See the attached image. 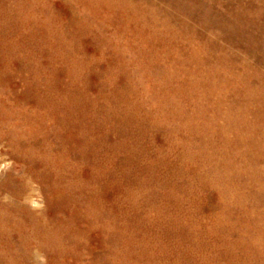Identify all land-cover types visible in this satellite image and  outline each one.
Wrapping results in <instances>:
<instances>
[{
    "label": "rangeland",
    "instance_id": "obj_1",
    "mask_svg": "<svg viewBox=\"0 0 264 264\" xmlns=\"http://www.w3.org/2000/svg\"><path fill=\"white\" fill-rule=\"evenodd\" d=\"M0 103V264H264V0H0Z\"/></svg>",
    "mask_w": 264,
    "mask_h": 264
},
{
    "label": "bare ground",
    "instance_id": "obj_2",
    "mask_svg": "<svg viewBox=\"0 0 264 264\" xmlns=\"http://www.w3.org/2000/svg\"><path fill=\"white\" fill-rule=\"evenodd\" d=\"M79 1H80V0H79ZM91 1H92V0H91ZM114 1H115V0H114ZM81 2H82V1H81ZM78 3H80V2H78ZM83 3H85V1H84ZM89 3H90V0H89ZM134 3H135V1H134ZM129 4H130V3H129ZM96 5H97V4H96ZM106 5H107V4H106ZM132 5H133V4H132ZM132 5H131V6H132ZM98 6H99V5H98ZM96 8H98V7H96ZM115 8H117V7H115ZM118 9H119V8H118ZM133 9H134V8H133ZM94 10H95V8H94ZM132 11H134V10H132ZM93 12H94V11H93ZM130 12H131V11H130ZM139 12H140V11H139ZM132 13H133V12H132ZM134 13H135V12H134ZM141 13H142V12H141ZM20 14L23 15V13H20ZM50 14H51V13H50ZM24 15H25V13H24ZM51 15H52V14H51ZM89 15H90V14H89ZM137 15H139V14H137ZM113 16H115V15H113ZM95 17H97V16H95ZM50 18H52V17H50ZM56 18H57V17H56ZM53 19H55L54 16H53ZM15 20H16V19H15ZM141 21H142V20H141ZM24 22H25V21H24ZM82 22H83V21H82ZM15 23H16V22H15ZM27 23H28V22H27ZM74 23H75V21H74ZM83 23H84V22H83ZM144 23H146V21H145ZM149 23H150V22H149ZM78 24H81V21H80V23H78ZM86 24H87V27H88V24H89V23H86ZM86 24H84V25H86ZM105 24H106V23H105ZM130 24H131V23H130ZM130 24H129V25H130ZM142 24H143V23H140V25H142ZM22 25H23V24H22ZM25 25H26V24H25ZM75 25H76V24H75ZM84 25H83V26H84ZM154 25H155V23H154ZM157 25H158V24H157ZM161 25H162V24H160V25H158V26L161 27ZM18 26H19V25H18ZM77 26H78V25H77ZM80 26H81V25H80ZM151 26H152V25H151ZM158 26H157V27H158ZM20 27H21V26H20ZM28 27H29V26H28ZM81 27H82V26H81ZM84 27H85V26H84ZM142 27H146V26H144V24H143ZM152 27H153V26H152ZM152 27H151V29H152ZM160 27H159V28H160ZM39 28H40V26H39ZM70 28H72V27H70ZM78 28H79V27H78ZM82 28H83V27H82ZM85 28H86V27H85ZM155 28H156V27H155ZM42 29H43V28H42ZM83 29H84V28H83ZM86 29H88V28H86ZM40 30H41V29H40ZM74 30H75V29H74ZM79 30H80V29H79ZM160 30H161V29H160ZM162 30H163V29H162ZM38 31H39V29H38ZM38 31H37V32H38ZM44 31H45V30H44ZM44 31H43V32H44ZM80 31H81V30H80ZM85 31H87V30H85ZM39 32H40V31H39ZM76 32H77V31H76ZM32 34H33V33H32ZM32 34H31V35H32ZM37 34H38V33H37ZM39 34H40V33H39ZM39 34H38V35H39ZM44 34H46V32H44ZM160 34H161V33H160ZM32 36H33V35H32ZM22 38H23V37H22ZM22 38H21V40H22ZM25 38H26V37H25ZM33 38H34V37H33ZM109 38H110V37H109ZM38 39H39V38H38ZM59 39H60V38H59ZM152 39H153V38H152ZM109 40H110V39H109ZM133 40H134V38H133ZM14 41H15V40H14ZM58 41H59V40H58ZM58 41H57V42H58ZM15 42H16V41H15ZM44 42H45V41H44ZM105 42H108V41H105ZM28 43H29V42H28ZM46 43H47V42H46ZM66 43H68V42H66ZM109 43H110V42H109ZM109 43H107V44H109ZM58 44H59V43H58ZM64 44H65V43H64ZM135 44H136V43H135ZM174 44H175V43H174ZM46 45H47V44H46ZM62 45H63V44H62ZM164 45H165V44H164ZM24 46H27V45H24ZM112 46H113V45H112ZM112 46H111V44H110V47H112ZM125 46H126V45H125ZM132 46H133V44H132ZM55 47H56V46H55ZM62 47H63V46H62ZM173 47H174V46H173ZM112 48H114V47H112ZM176 48H177V47H176ZM177 50H178V49H177ZM195 50H196V49H195ZM193 51H194V50H193ZM200 52H201V51H200ZM70 53H71V52H70ZM70 53H69V54H70ZM165 53H167V52H165ZM181 53H183V52H181ZM198 54H199V53H198ZM202 54H203V52H202ZM204 54H206V53H204ZM62 55L65 57L66 54H62ZM71 55H72V54H71ZM73 55H75V54H73ZM206 55H207V54H206ZM66 56H68V55H66ZM189 56H190V55H189ZM198 56L201 57V55H198ZM71 57H72V56H71ZM75 57H76V56H75ZM206 57H207V56H206ZM77 58H78V57H77ZM204 58H205V57H204ZM62 59H63V58H62ZM72 59L75 60V61L77 60V59H74V56H73ZM190 59H191V58H190ZM202 59H203V58H202ZM207 59H210V58L208 57ZM215 59H216V58H215ZM66 60H67V59H66ZM79 60H80V59H79ZM187 60H188V59H187ZM200 60H201V59H200ZM213 60H214V58H213ZM213 60H211V61H212V64H213ZM205 61H206V59H205ZM215 61H217V60H215ZM65 62H66V61H65ZM76 62H77V61H76ZM81 62H82V61H80L79 63H81ZM195 62H196V61H195ZM207 62H208V60H207ZM209 62H210V61H209ZM198 63H199V62H198ZM201 63H202V62H201ZM216 63H218V61H217ZM216 63H214V64H216ZM76 64H77V63H76ZM88 64H89V63H88ZM156 64H157V63H156ZM172 64H173V63H172ZM209 64H210V63H209ZM212 64H210V65H212ZM157 65H159V64H157ZM204 65H206V63H205ZM204 65H203V66H204ZM216 65H217V64H216ZM203 66H202V67H203ZM206 67H208V66L206 65ZM206 67H205V68H206ZM209 67H210V66H209ZM71 68H72V67H71ZM139 68H140V66H139ZM211 68H212V66H211ZM135 69L137 70V67H136ZM157 69H158V68H157ZM207 69H209V68H207ZM212 69H213V68H212ZM216 69H217V68H216V66L214 65V70H216ZM174 71H175V70H174ZM208 71H209V70H208ZM218 71H219V68H218ZM141 72H143V71H141ZM141 72H140V73H141ZM165 72H166V71H164V73H165ZM167 72H168V70H167ZM148 73H149V72H148ZM150 73H151V71H150ZM150 73H149V74H150ZM160 73H161V72H160ZM160 73H159V74H160ZM149 74H148V76H150ZM173 74H174V72H173ZM140 75H142V74H140ZM210 75L212 76V72H211ZM215 75H216V74H215ZM220 75H221V74H220ZM220 75H219V78H218V77H217V78H218V79H221V78H222V81H223V79L225 78V77L223 78V75H224V74L222 73V77H221ZM229 76H230V75H229ZM229 76H228V77H229ZM239 76H241V75H239ZM175 77H176V75H175ZM220 77H221V78H220ZM233 77H234V76H233ZM205 78H206V77H205ZM208 78H209V77H208ZM226 78H227V77H226ZM229 78H231V77H229ZM172 79H173V78H172ZM213 79H215V78H213ZM213 79H211V80H213ZM215 80H216V79H215ZM226 80H227V79H226ZM226 80H224V81H226ZM161 81H162V80H161ZM252 81H253V80H252ZM212 82H213V81H212ZM212 82H210V83H212ZM217 82H218V81H217ZM217 82H215V84H216ZM228 82H229V79H228ZM228 82H227V81H226V83L224 82V83H225L224 85L228 84ZM230 82H231V81H230ZM243 83H244V82H243ZM177 84H178V83H177ZM245 84H246V83H245ZM252 84H253V82H252ZM30 85H31V84H30ZM235 85H236V84H235ZM27 86H28V85H27ZM68 86H69V85H68ZM68 86H67V87H68ZM226 86H227V85H226ZM237 86H238V85H237ZM240 86H241V85H240ZM240 86H238V87H240ZM247 86H248V85H247ZM175 87H176V86H175ZM228 87H229V86H228ZM238 87H237V89H238ZM25 88H27V87H25ZM35 88H36V87H35ZM47 88H48V87H47ZM229 88H231V87H229ZM241 88H242V86H241ZM248 88H249V87H248ZM36 89H37V88H36ZM231 89H232V88H231ZM233 89H234V88H233ZM235 89H236V88H235ZM242 89H243V88H242ZM39 90H41V89H39ZM238 90H239V89H238ZM240 90H241V89H240ZM246 90H247V89H246ZM68 91H69V90H68ZM73 91H74V90H73ZM235 91H237V90H235ZM45 92H46V91H45ZM75 92H76V91H75ZM77 92H78V91H77ZM156 92H157V91H156ZM156 92H154V93H156ZM249 92H250V91H249ZM42 93H43V91H42ZM72 93H73V92H72ZM72 93H70V96L72 95ZM246 93H247V92H246ZM40 94H41V93H40ZM179 94H180V93H179ZM242 94H243V91H242ZM181 95H182V94H181ZM190 95H193V94H190ZM51 96H52V95H51ZM65 96H66V95H65ZM72 96H73V95H72ZM72 96H71V97H72ZM243 96H244V95H243ZM59 97H60V96H59ZM161 97H162V96H161ZM188 97H189V96H188ZM52 98H53V97H52ZM69 98H70V97H69ZM196 98H197V97H196ZM204 98H205V97H204ZM54 99H56V97H55ZM74 99H75V98H74ZM170 99H171V97H170ZM66 100L68 101V99H66ZM71 100H72V99H71ZM71 100L69 99V101H71ZM173 100H174V99H173ZM180 100H181V99H180ZM204 100H205V99H204ZM50 101H51V99H50ZM72 101L74 102L75 100H72ZM72 101H71V105H72ZM190 101H191V99H190ZM48 102H49V100H48ZM53 102H54V101H53ZM57 102H58V101H57ZM182 102H183V101H182ZM222 102H223V101H222ZM247 102H248V101H247ZM44 103H45V102H44ZM50 103H51V102H50ZM54 103H55V102H54ZM59 103H60V102H58L59 107H60V105L63 106V104H61V103L59 104ZM235 103H236V102H235ZM69 104H70V103H69ZM69 104H65V105H68V107H69ZM75 104H77V103L75 102ZM75 104H73V105H75ZM179 104H180V103H179ZM179 104H177V105L179 106ZM222 104H223V103H222ZM236 104H237V103H236ZM239 104H240V102H239ZM0 105H1V103H0ZM2 105H3V103H2ZM154 105H155V104H154ZM196 105H197V104H196ZM242 105H243V104H242ZM242 105H241V106H242ZM3 106H4V105H3ZM75 106H76V105H75ZM194 106H195V104H194ZM221 106H222V105H221ZM232 106H234V105H232ZM224 107H225V106H224ZM234 107H235V106H234ZM238 107H239V106H238ZM8 108H10V107H7L6 109H8ZM61 108H62V107H61ZM63 108H64V106H63ZM71 108H72V107H71ZM75 108H76V107H74V109H75ZM76 109H77V108H76ZM78 109H79V108H78ZM138 109H139V107H138ZM240 109H241V108H240ZM8 110H9V109H8ZM180 110H182V109H180ZM229 110H230V109H229ZM229 110H228V111H229ZM10 111H11V110H10ZM10 111H9V112H10ZM41 111H42V110H41ZM72 111H73V110H72ZM73 112H74V111H73ZM219 113H222V112L219 111ZM227 113H228V112H227ZM227 113H226V115H227ZM48 114H49V113H48ZM48 114H47V115H48ZM54 114H56V113H54ZM73 114H74V113H73ZM73 114H72V115H73ZM191 114H192V113H191ZM199 114H202V113H199ZM228 114H229V113H228ZM41 115H42V114H41ZM41 115H40V116H41ZM196 115H197V113H196ZM219 115H220V114H219ZM231 115H232V114H231ZM40 116H39V117H40ZM50 116H51V115H50ZM80 116H81V115H80ZM176 116H177V115H176ZM198 116H199V115H198ZM228 116H230V115H228ZM177 117H178V116H177ZM200 117H201V116H200ZM217 117H218V116H217ZM222 117H224V116L222 115ZM35 118H36V117H35ZM35 118H34V119H35ZM37 118H38V116H37ZM40 118H41V117H40ZM75 118L78 119V117H74V119H75ZM198 118H199V117H198ZM230 118H231V117H230ZM230 118L228 117V119H230ZM42 119H44V118L42 117ZM77 119H76V120H77ZM81 119H82V118H81ZM211 119H212V118H211ZM214 119H215V117H214ZM214 119H213V120H214ZM225 119H226V118H225ZM35 120H36V119H35ZM39 120H41V119H39ZM71 120H72V119H71ZM184 120L186 121V119H184ZM251 120H252V119H251ZM56 121H57V120H56ZM63 121H65V120H63ZM77 121H78V120H77ZM237 121H238V120H237ZM237 121H236L235 123H237ZM239 121H241V118H240ZM58 122H59V121H58ZM68 122H69V121H68ZM73 122H74V120H73ZM174 122H175V121H174ZM177 122H178V121H177ZM177 122H176V124H177ZM222 122H223V121H222ZM253 122H254V121H253ZM253 122H252V123H253ZM36 123H37V122H36ZM59 123H60V122H59ZM59 123H57V124H59ZM69 123H70V122H69ZM181 123L183 124V122H181ZM184 123H185V122H184ZM206 123H207V122H206ZM206 123H205V124H206ZM209 123H210V122H209ZM239 123H241V122H239ZM245 123H246V122H245ZM73 124H75V122H74ZM182 124H181V125H182ZM192 124H193V123H192ZM202 124H203V122H202ZM213 124H215V123H213ZM216 124H217V122H216ZM221 124H222V123H221ZM237 124H238V123H237ZM242 124H243V123H242ZM246 124H247V123H246ZM35 125H36V124H35ZM60 125H61V123H60ZM76 125H77V124H76ZM76 125H74V126L76 127ZM243 125H245V124H243ZM184 126H185V128H186V125H184ZM207 126H208V125H207ZM245 126H246V125H245ZM53 127H54V125H53ZM78 127H79V125H78ZM187 127H188V126H187ZM203 127H204V126L202 125V128H203ZM205 127H206V126H205ZM222 127H223V126H222ZM73 128H74V127H73ZM83 128H84V127H83ZM185 128H184V129H185ZM189 128H190V127H189ZM207 128H208V127H207ZM212 128H213V127H212ZM216 128H217V127H216ZM223 128H224V127H223ZM50 129H51V128H50ZM55 129H56V128H55ZM79 129H80V128H79ZM182 129H183V128H182ZM184 129H183V130H184ZM204 129H205V128H204ZM210 129H211V128H210ZM225 129H226V128H225ZM76 130H77V129H75V131H76ZM80 130H81V129H80ZM185 130H187V129H185ZM190 130H191V129H190ZM190 130H189V131H190ZM206 130H207V129H206ZM222 130H223V129H222ZM48 131H49V130H48ZM50 131H51V130H50ZM50 131H49V132H50ZM207 131H208V130H207ZM207 131H206L205 133H207ZM226 131H227V130H226ZM210 132H211V131H210ZM229 132H230V131H229ZM229 132H228V133H229ZM50 133H51V132H50ZM58 133H59V132H58ZM80 133H81V131H80ZM185 133H186V132H185ZM190 133H191V132H190ZM212 133H213V132H212ZM55 134H56V133H55ZM55 134H54V135H55ZM210 134H211V133H209V135H210ZM224 134H225V130H224ZM263 134H264V133H263ZM56 135H57V134H56ZM180 135H181V134H180ZM212 135H213V134H212ZM225 135H226V134H225ZM226 136H229V135H226ZM234 136H235V135H234ZM239 136H240V135H239ZM58 137H59V136H58ZM197 137H198V136H197ZM199 137H200V139H201V136H200V135H199ZM221 137H222V136H221ZM221 137H220V140L222 139ZM202 138H203V140H205L204 137H202ZM225 138H226L227 141L229 142V139H230L231 137H228L229 139H228L227 137H225ZM236 138H237V136H236ZM241 138H242V137H241ZM243 138H244V137H243ZM243 138H242V139H243ZM245 138H246V137H245ZM46 139H47V137H46ZM79 139H80V138H79ZM212 139H214V138H212ZM67 140H68V139H67ZM81 140H82V139H81ZM84 140H85V139H84ZM86 140H87V138H86ZM201 140H202V139H201ZM42 141H43V139H42ZM227 141L222 140V143L225 142V144H226ZM240 141H241V140H240L239 137H238V141H237V142H239V143H236V141H235L234 143H236L237 146L239 145V146H242V147H243V145H244L243 143L246 141V139H245V141H243V143H242L243 145H240V143H241ZM45 142H46V141H45ZM64 142H65V140H64ZM80 142H81V141H80ZM48 143H49V142H48ZM70 143H71V142H70ZM72 143H73V142H72ZM72 143H71V144H72ZM81 143H84V142L82 141ZM86 143H87V142H86ZM86 143H85V145H86ZM197 143H198V142H197ZM214 143L217 144V142H214ZM234 143H232V144L235 145ZM245 143L248 144L247 142H245ZM71 144H70V145H71ZM258 144H259V143H258ZM46 145H47V144H46ZM74 145H75V144H74ZM80 145H81V144H80ZM80 145H79V146L77 145V147H80ZM89 145H91V144H89ZM233 145H232V146H233ZM248 145H251V146H252V144H248ZM248 145H247V146H248ZM81 146H82V145H81ZM185 146L187 147V145H185ZM188 146H190V145L188 144ZM216 146H218V145H216ZM227 146H228V144L226 145V147H227ZM244 146L247 147L246 145H244ZM251 146H248L249 149L252 148ZM258 146H259V145H258ZM68 147L70 148L69 145H68ZM194 147H195V146H194ZM201 147H202V146H201ZM204 147H205V144H204ZM250 147H251V148H250ZM180 148H181V147H180ZM182 148H183V147H182ZM233 148H234V147H233ZM183 149H184V148H183ZM183 149H181V150L183 151ZM194 149H195V148H194ZM203 149H204V148H203ZM238 149H239V148H238ZM242 149H243V148H242ZM252 149H254V148H252ZM252 149H251V150H252ZM81 150H82V149H81ZM181 150H180V151H181ZM189 150H190V149H189ZM227 150H229V149L227 148ZM105 151H106V150H105ZM137 151H138V150H137ZM180 151H179V153H180ZM206 151H207V150H206ZM230 151H231V150H230ZM235 151H236V149H235ZM239 151H240V150H239ZM74 152H75V151H74ZM84 152H85V150H84ZM106 152H107V151H106ZM173 152H174V151H173ZM185 152H186V151H184L183 153H185ZM227 152H228V151H227ZM250 152H252V151L249 150V153H250ZM254 152H255V149H254ZM256 152H257V151H256ZM82 153H83V152H82ZM136 153H137V152H136ZM179 153H178V155H179ZM187 153H188V151H187ZM197 153H198V151H197ZM210 153H211V152H209V154H210ZM240 153H241V151H240ZM83 154H86V153H83ZM83 154H81V156H82ZM96 154H97V153H96ZM98 154H100V152H98ZM98 154H97V155H98ZM107 154H109V153H107ZM111 154H113V151L111 152ZM139 154H140V153H139ZM151 154H152V153H151ZM151 154H150V156H151ZM188 154H190V153H188ZM192 154H193V152H192ZM198 154H199V153H198ZM90 155H92V154H90ZM101 155H102V153H101ZM113 155H114V154H113ZM141 155H142V154H141ZM154 155H155V153H154ZM157 155H158V154H157ZM157 155H155V156H157ZM160 155H161V154H160ZM228 155H230V154H228ZM228 155H227V156H228ZM92 156H93V155H92ZM106 156H107V155H106ZM111 156H112V155H111ZM114 156H115V155H114ZM150 156H149V157H150ZM155 156H154V157H155ZM176 156H177V155H176ZM180 156H181V154H180ZM187 156L190 157V155H187ZM224 156H225V155H224ZM227 156H226V158H227ZM232 156H233V155H232ZM232 156L230 155V157H232ZM236 156H237V154H236ZM236 156H235V157H236ZM253 156H254V155H253ZM84 157H85V156H84ZM147 157H148V156H147ZM152 157H153V156H152ZM157 157H158V156H157ZM157 157H155V158H157ZM160 157H162V156H160ZM178 157H179V156H178ZM178 157H177V158H178ZM183 157H185V156H183ZM191 157H192V156H191ZM198 157H199V156H198ZM221 157H222V156H221ZM235 157L233 156V158H235ZM238 157H239V156H238ZM240 157H241V156H240ZM92 158H94V156H93ZM103 158H105V157H103ZM110 158L112 159V157H110ZM140 158H141V157H140ZM179 158H180V157H179ZM186 158H187V157H186ZM202 158H203V156H202ZM210 158H211V157H210ZM228 158H229V156H228ZM86 159H87V158H86ZM86 159H85L84 161H86ZM88 159H89V157H88ZM107 159H108V158H107ZM152 159H153V158H150V160H152ZM159 159H160V158H159ZM161 159H163V158H161ZM198 159H199V158H198ZM219 159H220V158H219ZM237 159L240 160V158H237ZM244 159H247V160H248V158H245V156H244L243 160H244ZM92 160H93V159H92ZM98 160H99V159H98ZM109 160H110V159H109ZM109 160H108L109 164L111 163L110 161L115 162V161H113V159L110 160V161H109ZM115 160H116V159H115ZM177 160H180V159H177ZM199 160H200V159H199ZM206 160H207V159H206ZM211 160H212V159H211ZM225 160H226V162H227V159H225ZM231 160H232V159H231ZM231 160H230V161H231ZM235 160H236V158H235ZM239 160H236V161L239 162ZM153 161H155V160H153ZM159 161H161V160H159ZM159 161H158V162H159ZM189 161H190V159H189ZM189 161H188V162H189ZM195 161H196V160H195ZM218 161H219V160H218ZM214 162H215V161H214ZM226 162H225V163H226ZM63 163H65V162H63ZM69 163H70V162H69ZM69 163H68V164H69ZM116 163H117V162H116ZM143 163H144V162H143ZM152 163H153V162H152ZM192 163H193V162H192ZM197 163H198V161H197ZM216 163H217V162H216ZM245 163H246V162H245ZM251 163H252V162H251ZM157 164H158V163H157ZM157 164H155V165H157ZM162 164H163V163H162ZM185 164H186V163H185ZM187 164H188V163H187ZM198 164H199V163H198ZM198 164H197V167H198V169H199ZM200 164H201V163H200ZM214 164H215V163H214ZM235 164H236V163H235ZM239 164H240V163H239ZM242 164H243V162H242ZM66 165H67V164H66ZM111 165H112V164H111ZM142 165H143V164H142ZM144 165H145V164H144ZM155 165H152L151 167H153V166H155ZM158 165H160V164H158ZM164 165H165V164H164ZM190 165H191V163H190ZM209 165H210V162H209ZM217 165H218V164H217ZM227 165H228V163H227ZM232 165H233V164H232ZM240 165H241V164H240ZM249 165H250V163H249ZM249 165L246 164V169H247V167H248ZM71 166H72V165H71ZM71 166H69V167H71ZM139 166H140V165H139ZM201 166H202V165H201ZM223 166H224V165H223ZM244 166H245V164H244ZM73 167H74V166H73ZM111 167H112V166H111ZM111 167H110V169H108L109 171L112 170ZM147 167H148V166H147ZM151 167H150V169H152ZM157 167H158V166H157ZM163 167H164V166H163ZM186 167H188V166H186ZM204 167H205V166H204ZM215 167H216V166H215ZM215 167H213V168L215 169ZM218 167H219V166H218ZM224 167H225V166H224ZM228 167H229V166H228ZM235 167H236V166H235ZM238 167H240V166H238ZM241 167H242V165H241ZM259 167H260V166H259ZM259 167H258V169H259ZM45 168H46V167H45ZM64 168L66 169V167H64ZM140 168H141V167H140ZM188 168H189V167H188ZM202 168H203V167H201V169H202ZM211 168H212V167H211ZM216 168H217V167H216ZM47 169H49V168H47ZM58 169H61V168H58ZM101 169H102V168H101ZM115 169H116V168H115ZM153 169H154V168H153ZM226 169H229V168H226ZM246 169H245V170H246ZM255 169L257 170V168H255ZM49 170H50V169H49ZM49 170H45V172L47 173V171H49ZM188 170H189V169H188ZM210 170H211V169H209V171H210ZM212 170H213V169H212ZM239 170H240V169H238V172H239ZM64 171H65V170H64ZM109 171H108V173H109ZM145 171H146V170H145ZM147 171H148V170H147ZM154 171H155V170H154ZM157 171H158V170H157ZM157 171H156V173H155L154 176H156V174L158 173ZM166 171H167V170H166ZM184 171H186V170H184ZM184 171H181L180 174L183 173ZM260 171H261V170H260ZM42 172H43V171H41V173H42ZM65 172H67V171H65ZM65 172H64V173H65ZM103 172H104V170H103ZM202 172H203V171H202ZM204 172H205V171H204ZM206 172H207V170H206ZM206 172H205V173H206ZM236 172H237V171H236ZM46 173H45V177H47V175H48V173H47V175H46ZM111 173H112V172H111ZM113 173H114V170H113ZM113 173H112V174H113ZM115 173L117 174L116 171H115ZM137 173H138V172H137ZM167 173H168V172H167ZM198 173H199V170H198ZM210 173H212V172H210ZM216 173H217V172H216ZM239 173H240V172H239ZM262 173H263V172H262ZM39 174H40V173H39ZM42 174H44V172H43ZM49 174H50V173H49ZM94 174H95V173H94ZM109 174H110V173H109ZM129 174H130V173H128V177H129ZM134 174H136V172H135ZM187 174H188V173H187ZM242 174H243V173H242ZM242 174H241V175H242ZM98 175H99V174H98ZM98 175H96V176L98 177ZM107 175H108V174H107ZM118 175H119V174H118ZM159 175H161V174H159ZM159 175H158V176H159ZM163 175H164V174L161 175L162 178H164V176L167 175V174H165L164 176H163ZM182 175H183V174H182ZM191 175H192V174H191ZM205 175H207V173H206ZM211 175H212V174H211ZM239 175H240V174H239ZM257 175H258V173L255 174V176H257ZM40 176H41V174H40ZM73 176H74V175H73ZM105 176H106V175H105ZM110 176H112V175L110 174ZM116 176H117V175H116ZM120 176H121V175H120ZM161 176H160V178H161ZM36 177H37V176H36ZM41 177H42V176H41ZM45 177H43V178H45ZM83 177H84V176H83ZM112 177H113V176H112ZM149 177H150V176H149ZM149 177H148V178H149ZM151 177H152L151 179L153 180L154 177H153V176H151ZM169 177H170V176H169ZM184 177H185V176H184ZM184 177H183L182 179H184ZM186 177H187V175H186ZM188 177H189V176H188ZM190 177H191V176H190ZM38 178H40V177H38ZM117 178H118V176H117ZM131 178H132V177H131ZM162 178H161V179H162ZM193 178L195 179V176H194ZM52 179H53V178H52ZM86 179H87V178H86ZM111 179H112V178H111ZM118 179H119V178H118ZM122 179H123V178H122ZM166 179H167V178H166ZM189 179H191V178H188V180H189ZM238 179H239V178H238ZM240 179H241V178H240ZM240 179H239V180H240ZM252 179H254V178H252ZM44 180H45V179H44ZM46 180H47V178H46ZM87 180H88V179H87ZM129 180H130V178H129ZM134 180H135V179H133V181H134ZM154 180H155V179H154ZM156 180H157V179H156ZM159 180H160V179H159ZM169 180H170V178L168 179V181H169ZM186 180H187V179H186ZM212 180H213V179H212ZM189 181H190V180H189ZM189 181H188V182H189ZM191 181H192V180H191ZM244 181H245V180H244ZM54 182H55V181H54ZM113 182H114V179H113ZM115 182H116V181H115ZM131 182H132V181H131ZM157 182H159V181H157ZM165 182H166V181H165ZM198 182H199V181H198ZM201 182H202V181H201ZM240 182H241V184H242L243 181H240ZM250 182H251V181H250ZM257 182H259V181H257ZM50 183H51V182H50ZM162 183H163V182H162ZM195 183H196V182H195ZM79 184H80V183H79ZM119 184H120V183H119ZM197 184H198V183H197ZM197 184H196V185H197ZM52 185H53V184H52ZM58 185H59V184H58ZM81 185H82V184H81ZM109 185H110V184H109ZM190 185H191V183H190ZM203 185H204V184H203ZM206 185H207V184H206ZM239 185H240V184H239ZM245 185H246V184H245ZM76 186H77V185H76ZM119 186H120V185H119ZM121 186H123V185L121 184ZM198 186H200V185L198 184ZM214 186H215V183H214ZM248 186H249V185H248ZM250 186H251V185H250ZM261 186H263V185H261ZM189 187H190V186H189ZM243 187H244V186H243ZM64 188H65V187H64ZM124 188H127V187H124ZM199 188H202V186L199 187ZM220 188H221V187H220ZM185 189H186V188H185ZM224 189H225V188H224ZM75 190H76V189H75ZM125 190H126V189H125ZM189 190H190V189H189ZM202 190H204V189H202ZM202 190H201V192H202ZM239 190H240V189H239ZM70 191H71V190H70ZM122 191H124V190L122 189L121 192H122ZM184 191H186V190H184ZM224 191H225V190H224ZM237 191H238V190H237ZM248 191H249V190H248ZM82 192H83V191H82ZM94 192H95V191H94ZM121 192H120V193H121ZM191 192H192V191H191ZM250 192H252V191H250ZM255 192H256V191H255ZM57 193H58V192H57ZM131 193H132V190H131ZM189 193H190V192H189ZM242 193H243V192H242ZM244 193H245V192H244ZM248 193H249V192H248ZM223 194H224V193H223ZM252 194H253V193H252ZM260 194H261V193H260ZM183 195H185V194H183ZM118 196H120V195H118ZM188 196H189V195H188ZM188 196H187V199H188V198L190 199V197H188ZM221 196H222V195H221ZM223 196L225 197V194H224ZM223 196H222V197H223ZM257 196H258V195H257ZM60 197H61V195L59 196V198H60ZM62 197H63V196H62ZM64 197H65V195H64ZM73 197H74V196H73ZM116 197H117V196H116ZM180 197H181V196H180ZM222 197H221V198H222ZM250 197H252V196H251V193H250ZM55 198L58 199V197H55ZM89 198H91V197H89ZM124 198H125V196H124ZM175 198H176V197H175ZM82 199H83V198H82ZM114 199H115V198H114ZM121 199H122V198H121ZM180 199H181V198H180ZM189 199H188V200H189ZM191 199L193 200V198H191ZM222 199H223V198H222ZM246 199H247V198H246ZM248 199H249V198H248ZM257 199H258V198L256 197L255 200H257ZM59 200H60V199H59ZM72 200H73V199H72ZM83 200H86V197H85V199H83ZM83 200H82V201H83ZM129 200H130V199H128V201H129ZM177 200H178V199H177ZM194 200H195V199H194ZM56 201H57V200H56ZM86 201H87V200H86ZM99 201H100V200H99ZM249 201H251V200H249ZM258 201H259V200H258ZM174 202H175V201H174ZM188 202H190V200H189ZM188 202H187V203H188ZM251 202H252V201H251ZM64 203H65V201H64ZM67 203H68V202H67ZM84 203H85V202H84ZM89 203H90V201H89ZM89 203H87V206H88ZM91 203H92V202H91ZM180 203H181V202H180ZM246 203H247V202H246ZM249 203H250V202H249ZM60 204H61V203H60ZM65 204H66V203H65ZM80 204H81V203H80ZM114 204H118V202H117V203H114ZM114 204H113V205H114ZM122 204H123V203H122ZM122 204H121V205H122ZM124 204H126V203H124ZM131 204H132V203H131ZM168 204H169V203H168ZM261 204H262V203H261ZM85 205H86V203H85L83 206H85ZM89 205H90V204H89ZM103 205H104V204H103ZM133 205H134V204H133ZM182 205H183V204H182ZM219 205H221V206L223 207L222 203L219 204ZM101 206H102V205H101ZM114 206H115V205H114ZM126 206H127V205H126ZM188 206H189V205H188ZM188 206L185 205V207H188ZM221 206H220V207H221ZM88 207H89V206H88ZM171 207H172V205H171ZM181 207H182V206H181ZM222 207H221V208H222ZM125 208H126V207H125ZM125 208H124V209H125ZM176 208H177V206H176ZM183 208H184V207H183ZM96 209H98V207H97ZM106 209H107V208H106ZM111 209H112V207H111ZM124 209H122V210H124ZM126 209H127V208H126ZM130 209H131V208H130ZM179 209H180V207H179ZM82 210H83V209H82ZM104 210H105V209H104ZM112 210H113V209H112ZM112 210H110V211H112ZM186 210H187V209H186ZM188 210H189V209H188ZM108 211H109V210H108ZM117 211H118V210H117ZM119 211H120V210H119ZM164 211H165V210H164ZM169 211H170V210H169ZM80 212H81V211H80ZM80 212H78V213L81 214ZM91 212H92V210H91ZM96 212H97V210H96ZM139 212H140V211H139ZM222 212H223V211H222ZM252 212H253V211H252ZM93 213H95V212L93 211L92 214H93ZM112 213H113V212H112ZM116 213H117V212H116ZM173 213H174V212H173ZM191 213H193V208H192V212H191ZM103 214H104V213H103ZM103 214H102V215H103ZM142 214H143V213H142ZM85 215H86V214H85ZM109 215H111V214H109ZM113 215H114V214H113ZM139 215H140V214H139ZM139 215H137V216L139 217ZM187 215H188V214H187ZM8 216H9V215H8ZM77 216H78V215H77ZM92 216H93V215H92ZM131 216H132V215H131ZM133 216H134V214H133ZM137 216H136V217H137ZM144 216H145V214H144ZM148 216H149V215H148ZM165 216H166V215H165ZM188 216H189V215H188ZM39 217H40V216H39ZM86 217H88V216H86ZM86 217H85V218H86ZM89 217H91L90 214H89ZM89 217H88V218H89ZM94 217H95V216H94ZM111 217H112V216H111ZM129 217H130V216H129ZM146 217H147V216H146ZM189 217L191 218V215H190ZM44 218H45V217H43V219H44ZM78 218H80V216H78ZM92 218H93V217H92ZM105 218H106V217H105ZM125 218H126V217H125ZM162 218H163V217H162ZM167 218H168V217H167ZM184 218H186V217H184ZM190 218H189V219H190ZM242 218H243V217H242ZM256 218H257V217H256ZM258 218H259V217H258ZM258 218H257V219H258ZM41 219H42V218H41ZM83 219H84V217H83ZM96 219H97V218H96ZM98 219H99V218H98ZM137 219H138V218H137ZM139 219H141V218H139ZM139 219H138V221H139ZM144 219H145V217H144ZM144 219H142V220H144ZM243 219H244V218H243ZM243 219H241V220H243ZM50 220H51V219H50ZM53 220H54V219H53ZM81 220H82V219H81ZM86 220H87V219H86ZM90 220H91V219H89V221H90ZM117 220L120 221L121 219H117ZM126 220H127V219H126ZM145 220H146V219H145ZM168 220H169V219H168ZM193 220H194V219H193ZM195 220H196V218H195ZM195 220H194V222H195ZM42 221H43V220H42ZM54 221H55V220H54ZM119 221H118V222H119ZM199 221H200V220H199ZM203 221H204V220H203ZM248 221H249V220H248ZM91 222H92V221H91ZM107 222H108V221H107ZM126 222H127V221H126ZM142 222H144V221H142ZM145 222H147V220H146ZM168 222H169V221H168ZM186 222H187V221H186ZM43 223H44V221H43ZM43 223H42V224H43ZM46 223H47V222H46ZM95 223H96V222H95ZM119 223H120V222H119ZM119 223H118V224H119ZM195 223H196V222H195ZM195 223H193V224H195ZM244 223H245V221H244ZM249 223H250V222H249ZM249 223H248V224H249ZM251 223H252V221H251ZM251 223H250V224H251ZM257 223H258V222H256V225H257ZM86 224H88V222H87ZM134 224H136V223H134ZM138 224H139V222H138ZM141 224H142V223H141ZM144 224H145V223H144ZM184 224H185V223H184ZM78 225H79V224H78ZM136 225H137V224H136ZM139 225H140V224H139ZM142 225H143V224H142ZM145 225H146V224H145ZM177 225H178V224H177ZM204 225H205V224H204ZM206 225H207V224H206ZM245 225H246V224H245ZM252 225H253V224H252ZM48 226H49V225H48ZM84 226H85V224H84ZM140 226H141V225H140ZM78 227H80V225H79ZM103 227H104V226H103ZM131 227H132V226H131ZM144 227H145V226H144ZM180 227H181V226H180ZM202 227H204V226H202ZM48 228H49V227H48ZM85 228H86V227H85ZM125 228H126V227H125ZM125 228H124L123 230H125ZM146 228H147V226H146ZM146 228H145V229H146ZM154 228H155V227H154ZM192 228H193V227H192ZM192 228H191V229H192ZM195 228H198V227H195ZM195 228H194V229H195ZM204 228H205V227H204ZM207 228H208V225H207ZM210 228H212V227H210ZM213 228H214V227H213ZM63 229H64V228H63ZM116 229H117V228H116ZM138 229H139V228H138ZM202 229H203V228H202ZM205 229H206V228H205ZM250 229H251V228H250ZM82 230H84V229H82ZM110 230H111V229H110ZM129 230H130V229H129ZM181 230H182V229H181ZM181 230H180V231H181ZM256 230H257V229H256ZM125 231H126V230H125ZM138 231H139V230H138ZM205 231H206V230H205ZM207 231H208V230H207ZM254 231H255V230H254ZM76 232H77V231H76ZM76 232H75V233H76ZM181 232H183V231H181ZM197 232H198V231H197ZM250 232H251V231H250ZM262 232H263V231H262ZM105 233H106V232H105ZM187 233H188V232H187ZM254 233H255V232H254ZM257 233H258V232H257ZM27 234H28V233H27ZM101 234H102V233H101ZM140 234H141V233H140ZM184 234H185V232H184ZM202 234H203V233H202ZM206 234H207V233H206ZM206 234H205V236H208V234H207V235H206ZM213 234H214V232H213ZM216 234H218V232H217ZM220 234H221V233H220ZM70 235H71V234H70ZM73 235H74V234H73ZM186 235H187V234H186ZM189 235H190V234H189ZM250 235H251V234H250ZM252 235H253V232H252ZM252 235H251V237H252ZM46 236H47V235H46ZM63 236H64V234H63ZM80 236H81V235H80ZM184 236H185V235H184ZM213 236H214V235H213ZM259 236H260V235H259ZM105 237H106V235H105ZM180 237H181V236H180ZM53 238H54V237H53ZM58 238H59V237H58ZM60 238H61V237H60ZM73 238H74V237H73ZM192 238H193V237H192ZM192 238H191V239H192ZM223 238H224V237H223ZM194 239H196V238L194 237ZM200 239H201V238H200ZM204 239H205V238H203V240H204ZM212 239H213V238H212ZM212 239H211V240H212ZM219 239H220V238H219ZM249 239H250V238H249ZM192 240H193V239H192ZM203 240H202V241H203ZM224 240H225V239H224ZM224 240H223V241H224ZM194 241H195V240H194ZM223 241H220V242L222 243V245L225 243V242L223 243ZM46 242H47V241H46ZM104 242H105V239H104ZM220 242H219V243H220ZM237 242H238V241H237ZM243 242H244V241H243ZM262 242H263V241H262ZM105 243H107V241H106ZM219 243H218V244H219ZM226 243H227V242H226ZM229 243H230V242H229ZM231 243H232V242H231ZM235 243H236V242H234V246H235ZM239 243H241V242H239ZM239 243H238V244H239ZM103 244H104V243H103ZM227 244H228V243H227ZM243 244H246V243L244 242ZM243 244H242V245H243ZM248 244H249V243H248ZM214 245H215V244H214ZM220 245H221V244H220ZM222 245H221L220 247H218V248H220V250H221V248H222ZM231 245H232V244H231ZM239 245H241V244H239ZM192 246H193V245H192ZM228 246H229V245H228ZM237 246H238V245H237ZM250 246H251V245H250ZM255 246H256V245H255ZM210 247H211V246H210ZM235 247H236V246H235ZM223 248H226V249H227V247L225 246V244H224V247H223ZM229 248H230V247H229ZM229 248H228V249H229ZM233 248H234V247H233ZM238 248H239V246H238ZM244 248H245V247H244ZM246 248H247V247H246ZM253 248H254V247H253ZM46 249H47V248H46ZM51 249H52V248H51ZM102 249H103V248H102ZM216 249H217V248H216ZM226 249H225V250H226ZM259 249H260V248H259ZM259 249H258V250H259ZM75 250H76V249H75ZM204 250H205V249H204ZM207 250H208V249H207ZM207 250H206V251H207ZM211 250H213V249H211ZM223 250H224V249H223ZM237 250H238V249H237ZM239 250H240V249H239ZM245 250H246V249H245ZM255 250H256V249H255ZM201 251H202V250H201ZM213 251L215 252V250H213ZM213 251H212L211 253H213ZM216 251H217V250H216ZM261 251H262V249H261ZM95 252H96V251H95ZM98 252H99V251H98ZM101 252H102V250H101ZM103 252H105V251H103ZM217 252H218V251H217ZM235 252H236V251H235ZM248 252H249V251H248ZM255 252H256V251H255ZM259 252H260V251H259ZM215 253H216V252H215ZM215 253H214V254H215ZM220 253H221V251H220ZM232 253H233V250H232ZM251 253H252V250H251ZM260 253H262V252H260ZM92 254H93V253H92ZM180 254H181V253H180ZM182 254H184V253H182ZM208 254H210V253L208 252ZM214 254H213V255H214ZM222 254H224V253H222ZM227 254H228V252H227ZM256 254H257V253H256ZM263 254H264V253H263ZM70 255H71V254H70ZM188 255H189V254H188ZM198 255H199V254H198ZM213 255H212V256H213ZM229 255H230V253H229ZM259 255H261V254H259ZM67 256H69V255H67ZM67 256H65V257L67 258ZM219 256H220V254H219ZM221 256H222V255H221ZM224 256H225V255H224ZM226 256H227V255H226ZM230 256H231V255H230ZM233 256H234V259H235L237 255L235 256V254H233ZM244 256H246V255H244ZM261 256H263V255H261ZM18 257H19V256H18ZM203 257H204V256H203ZM247 257L249 258V255H248V254H247ZM252 257H253V256H252ZM1 258H2V257H1ZM92 258H93V257H92ZM183 258H184V257H183ZM191 258H192V257H191ZM211 258H212V257H211ZM215 258H216V254L214 255V259H215ZM223 258H224V260L226 259L225 257H223ZM228 258H230V257H228ZM239 258H241V257H239ZM242 258H243V257H242ZM248 258H247V260H249ZM256 258H257V257H256ZM64 259H65V258H64ZM187 259H188V258H187ZM220 259H221V258H220ZM244 259H245V257H244ZM250 259H251V258H250ZM261 259H262V258H261ZM13 260H15V259H13ZM70 260H71V259H70ZM93 260H94V259H93ZM100 260H102V259H100ZM195 260H196V259L194 258V261H195ZM201 260H202V258H201ZM201 260H200V261H201ZM231 260H232V256H231ZM247 260H245V261L247 262ZM254 260H255V259H254ZM254 260H253V261H254ZM9 261H10V260H9ZM60 261H61V260H60ZM184 261H186V258H184ZM188 261H189V260H188ZM190 261H191V260H190ZM200 261H199V262H200ZM208 261H209V259H208ZM219 261H220V260H219ZM222 261H223V259H222ZM222 261H221V262H222ZM227 261H228V260H227ZM237 261H239V260H237ZM203 262H204V261H203ZM209 262H210V261H209ZM240 262H242V259H241ZM258 262H259V261H258ZM67 263H68V262H67ZM222 263H226V262H222ZM228 263L230 264L229 261H228ZM242 263H243V262H242ZM249 263H250V262H249ZM253 263H254V262H253ZM263 263H264V261H263ZM18 264H19V263H18ZM216 264H217V263H216ZM231 264H233V263H231ZM255 264H256V263H255Z\"/></svg>",
    "mask_w": 264,
    "mask_h": 264
}]
</instances>
